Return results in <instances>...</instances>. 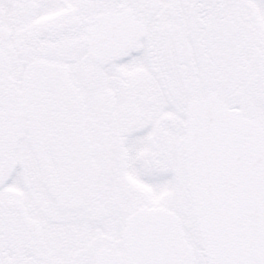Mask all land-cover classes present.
<instances>
[{
    "label": "snow or ice",
    "instance_id": "obj_1",
    "mask_svg": "<svg viewBox=\"0 0 264 264\" xmlns=\"http://www.w3.org/2000/svg\"><path fill=\"white\" fill-rule=\"evenodd\" d=\"M0 264H264V0H0Z\"/></svg>",
    "mask_w": 264,
    "mask_h": 264
}]
</instances>
